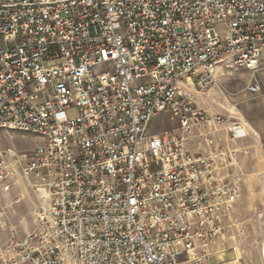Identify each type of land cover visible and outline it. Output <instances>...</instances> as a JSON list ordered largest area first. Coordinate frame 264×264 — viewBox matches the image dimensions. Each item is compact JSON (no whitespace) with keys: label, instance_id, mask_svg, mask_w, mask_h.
Returning <instances> with one entry per match:
<instances>
[{"label":"built area","instance_id":"2783aa9c","mask_svg":"<svg viewBox=\"0 0 264 264\" xmlns=\"http://www.w3.org/2000/svg\"><path fill=\"white\" fill-rule=\"evenodd\" d=\"M230 65L263 94L264 0H0V129L45 140L0 151V264L208 260L244 177L213 137L249 132L194 93ZM161 114L178 127L149 134ZM20 182L41 201L23 237L3 201Z\"/></svg>","mask_w":264,"mask_h":264},{"label":"rangeland","instance_id":"374dc122","mask_svg":"<svg viewBox=\"0 0 264 264\" xmlns=\"http://www.w3.org/2000/svg\"><path fill=\"white\" fill-rule=\"evenodd\" d=\"M251 77L246 69L230 65L223 74H219L218 87H215V83L205 93L195 91L197 107L234 121L242 122V118L244 122L246 120L264 127V92L261 95L248 92ZM261 77L264 82V71ZM262 84L264 87V83ZM177 126V121L171 115L161 114L151 122L149 134ZM44 143L45 140L39 136L0 129V151L11 149L30 153ZM260 151L258 163L262 165V169L249 174L242 170L244 177L241 198L225 233L207 250V253L213 255L203 264H264L261 248L264 235V142ZM247 184L249 185L244 190ZM16 187L11 193L12 203L9 204L8 213L12 231L23 237L34 230V214L41 201L25 182H20ZM7 237L8 234H1L0 240Z\"/></svg>","mask_w":264,"mask_h":264},{"label":"crops","instance_id":"0c3cea01","mask_svg":"<svg viewBox=\"0 0 264 264\" xmlns=\"http://www.w3.org/2000/svg\"><path fill=\"white\" fill-rule=\"evenodd\" d=\"M262 73L259 75V79L262 83H264L261 77ZM251 82H252V78L250 80V83ZM211 115H215V114H211ZM240 120L242 121V123L245 125V127L247 128L249 132V136L246 139L239 140V141H233L231 140L227 132L217 133L214 135L213 138L220 147L235 148V149L240 150L239 152L240 154L238 156L239 165L241 169L244 171V173L249 174V172H255V171H259L260 169H262V165L258 162L260 161V153H261L260 149H262V145L264 142V127L262 125L257 126V124H253L252 122H249V121L247 122L246 120L244 122L242 118H240ZM177 127H174L172 129H176ZM205 145H206V139L200 136L198 132H196L195 136L192 137L190 140H187L185 143L186 148L192 152H196L197 150L204 147ZM245 151H247L248 154H246ZM260 177H261V174L259 175V179ZM248 185L249 184L245 186L246 188H244V190L247 189ZM251 187L253 188L254 186H251ZM15 188L17 187L16 186L13 187L11 193L13 192ZM11 193L3 197V201L5 202V204L12 203ZM1 234L2 235L8 234L9 236V231H1L0 235ZM7 239L8 237L5 240H0V244L1 245L5 244ZM208 249L210 250L211 247H209Z\"/></svg>","mask_w":264,"mask_h":264},{"label":"bare ground","instance_id":"6f19581e","mask_svg":"<svg viewBox=\"0 0 264 264\" xmlns=\"http://www.w3.org/2000/svg\"><path fill=\"white\" fill-rule=\"evenodd\" d=\"M219 73H220V72H219ZM217 78H218V77H217ZM217 83H218V79H217V81H216L215 87H216V86L218 87ZM261 248H262L263 261H264V235H263V238H262ZM218 253H219V252H218ZM209 255H213V254H209ZM220 259H221V258H220ZM222 261H223V260H222Z\"/></svg>","mask_w":264,"mask_h":264}]
</instances>
